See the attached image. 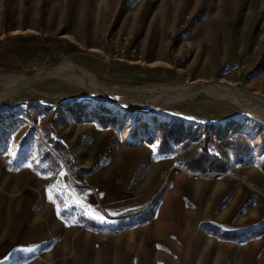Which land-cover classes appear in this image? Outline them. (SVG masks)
<instances>
[{
  "label": "rangeland",
  "instance_id": "374dc122",
  "mask_svg": "<svg viewBox=\"0 0 264 264\" xmlns=\"http://www.w3.org/2000/svg\"><path fill=\"white\" fill-rule=\"evenodd\" d=\"M199 82L264 107V0H0V264H264V108L148 97Z\"/></svg>",
  "mask_w": 264,
  "mask_h": 264
},
{
  "label": "bare ground",
  "instance_id": "6f19581e",
  "mask_svg": "<svg viewBox=\"0 0 264 264\" xmlns=\"http://www.w3.org/2000/svg\"><path fill=\"white\" fill-rule=\"evenodd\" d=\"M58 73L62 78H64V80L66 79V81L73 83L74 85L84 89L87 95L93 96L96 92V89L100 88L98 83L92 79L91 75L82 68L75 67L72 68L71 71L60 70L55 72V74ZM230 89L231 88L226 85H222L219 83H211V82L208 83L199 82L193 85L176 84L174 87H170V86L157 87L156 89L152 90L150 93L148 92L150 94L148 95V97L161 98V99L164 98L166 100H169L179 96L193 95L197 92L199 93L203 92L206 93V95L212 97L217 102L231 103L232 105L234 104L237 111L241 115L257 116L260 113H263L261 109H263L264 107L261 106L263 104H262V100L259 97L253 95L254 96L253 98L252 95L250 96V95L239 94L236 91ZM134 93L140 94V92H136V91H134Z\"/></svg>",
  "mask_w": 264,
  "mask_h": 264
},
{
  "label": "built area",
  "instance_id": "2783aa9c",
  "mask_svg": "<svg viewBox=\"0 0 264 264\" xmlns=\"http://www.w3.org/2000/svg\"><path fill=\"white\" fill-rule=\"evenodd\" d=\"M190 19V13L188 11H183L181 14H180V17H179V20H178V23H177V29L179 30H185L188 26V21ZM176 30V29H175ZM175 30L173 32H171V34H173L175 32ZM127 37H125L126 39ZM129 54L134 55V54H137L136 50H135V47L134 46H129Z\"/></svg>",
  "mask_w": 264,
  "mask_h": 264
},
{
  "label": "water",
  "instance_id": "95a60500",
  "mask_svg": "<svg viewBox=\"0 0 264 264\" xmlns=\"http://www.w3.org/2000/svg\"><path fill=\"white\" fill-rule=\"evenodd\" d=\"M74 48H75V45H70L68 48L64 49L63 52L68 53V52L72 51Z\"/></svg>",
  "mask_w": 264,
  "mask_h": 264
},
{
  "label": "crops",
  "instance_id": "0c3cea01",
  "mask_svg": "<svg viewBox=\"0 0 264 264\" xmlns=\"http://www.w3.org/2000/svg\"><path fill=\"white\" fill-rule=\"evenodd\" d=\"M134 66V65H133Z\"/></svg>",
  "mask_w": 264,
  "mask_h": 264
}]
</instances>
